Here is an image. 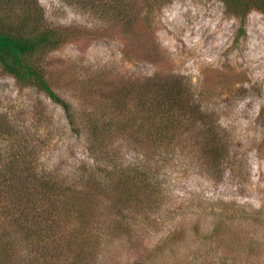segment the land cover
I'll list each match as a JSON object with an SVG mask.
<instances>
[{"label":"rangeland","instance_id":"1","mask_svg":"<svg viewBox=\"0 0 264 264\" xmlns=\"http://www.w3.org/2000/svg\"><path fill=\"white\" fill-rule=\"evenodd\" d=\"M136 1L134 8L121 1L118 17V0H40L48 24L83 31L47 55L61 76L57 90L79 104L80 95L62 83L76 88L103 71L118 79L183 77L227 139L229 154L210 166L186 141L149 160L164 181L161 200L131 217L132 240L104 235L97 264H161L162 253L167 264H264V13L252 10L242 26L222 0ZM83 163L97 165L64 109L0 66L1 240L12 237L8 190L15 173L74 177ZM213 212L229 225L223 237L213 231ZM179 227L185 237L164 243ZM16 240V262L25 264L31 244L21 232Z\"/></svg>","mask_w":264,"mask_h":264},{"label":"trees","instance_id":"2","mask_svg":"<svg viewBox=\"0 0 264 264\" xmlns=\"http://www.w3.org/2000/svg\"><path fill=\"white\" fill-rule=\"evenodd\" d=\"M121 1L113 7L118 17L124 14ZM222 1L242 26L252 10L264 13V0ZM137 5L130 0L131 8ZM82 34L78 28L48 24L40 0H0V66L20 85L37 87L64 109L97 164L83 163L74 177L57 170L13 175L8 190L12 237L0 238V264H20L14 249L18 232L34 253L25 264H97L104 235L132 240L131 217L161 200L164 181L149 160L175 152L186 141L210 166L229 154L227 139L183 77L156 73L118 79L103 71L76 88L61 84L80 95L79 104L64 97L57 90L61 76L47 55ZM127 148L136 156H125ZM212 222L219 237L230 232L221 213L213 212ZM181 237L179 227L164 243ZM159 257V263H168V256Z\"/></svg>","mask_w":264,"mask_h":264}]
</instances>
